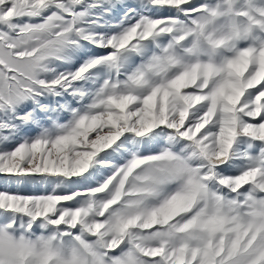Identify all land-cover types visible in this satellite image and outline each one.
<instances>
[{
    "label": "snow or ice",
    "instance_id": "6c2138e0",
    "mask_svg": "<svg viewBox=\"0 0 264 264\" xmlns=\"http://www.w3.org/2000/svg\"><path fill=\"white\" fill-rule=\"evenodd\" d=\"M0 264H264V0H0Z\"/></svg>",
    "mask_w": 264,
    "mask_h": 264
}]
</instances>
